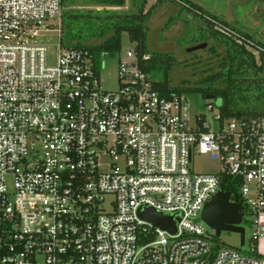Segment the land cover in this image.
<instances>
[{
  "label": "built area",
  "instance_id": "built-area-1",
  "mask_svg": "<svg viewBox=\"0 0 264 264\" xmlns=\"http://www.w3.org/2000/svg\"><path fill=\"white\" fill-rule=\"evenodd\" d=\"M63 10L0 0V264H264V115H193L190 96L155 89L138 42L124 58L65 46ZM118 55V89H104ZM195 155L221 171H196ZM226 174L253 216L249 253L197 221ZM144 205L180 212L177 233Z\"/></svg>",
  "mask_w": 264,
  "mask_h": 264
},
{
  "label": "trees",
  "instance_id": "trees-1",
  "mask_svg": "<svg viewBox=\"0 0 264 264\" xmlns=\"http://www.w3.org/2000/svg\"><path fill=\"white\" fill-rule=\"evenodd\" d=\"M69 1L71 0H63V4L68 6ZM89 1L106 7H122L126 4V0ZM182 3L185 7L189 3L201 10L189 1L185 3L182 0ZM154 6L147 12L142 5L138 13L122 14L112 11L110 15H105L106 20L103 24L98 21L101 15H93L92 12L75 14L72 9H68L65 11L63 20L65 23L62 26V43L68 47L90 50L98 59L103 54L120 52L123 46V34L128 33L131 41L139 43L141 65L155 80L153 85L162 95L168 98L174 95H202L221 99V109L228 118H250L264 115L263 46L257 45L261 49L260 56L257 57L255 52L248 48L250 42L254 43L251 36H243L231 30L218 28L215 21L206 19L205 27H202L201 32L195 35V43L196 45L203 44L201 42L211 38V43L204 42L207 43L204 50L214 58L209 68L206 69L211 73L197 80L194 86H190L188 80H183L176 86L172 85L170 71L174 65V57L169 54L152 53L148 49L146 23ZM107 11L109 12L108 9L103 11L104 14H107ZM82 19L85 23L80 25ZM109 33L111 34L100 43L90 44L88 42L90 38L104 37ZM146 53L150 55L149 58L142 60V56ZM239 185L238 178L227 174L222 177L221 189L232 193V201L241 205L245 215L248 207L241 199ZM254 246L257 249L256 243Z\"/></svg>",
  "mask_w": 264,
  "mask_h": 264
},
{
  "label": "rangeland",
  "instance_id": "rangeland-1",
  "mask_svg": "<svg viewBox=\"0 0 264 264\" xmlns=\"http://www.w3.org/2000/svg\"><path fill=\"white\" fill-rule=\"evenodd\" d=\"M187 1L200 7L201 10L194 8ZM184 2L187 3L188 7L184 6L182 0H126V4L122 7H106L94 4L89 0H71L67 2L68 6L63 4L62 26L65 23H63L65 11L68 9H72L75 14L77 12H92L93 15H101L98 21L103 24L106 20L105 15H110V13H113L112 11L122 14L138 13L142 5L145 12H147L155 5L146 23L148 28V49L152 53L169 54L174 57V65L170 71V81L175 86L181 84L183 80H188L189 85L194 86L197 80L211 73V71L208 72L206 70L209 68L210 62L214 61L210 53L204 49L188 52L190 47L196 45L195 35L201 32L202 27H205L206 19L215 21L218 28L231 30L243 36H251L255 45L253 43L248 48L254 51L257 57L260 56L261 49L257 45L264 47V0H184ZM106 9L109 12L107 11V14H104L103 11ZM84 23V19H82L79 24L82 25ZM110 34L104 37L96 36L90 38L88 42L90 44L100 43ZM210 35H212V32H210ZM41 40H47V38ZM52 41L58 42L59 37ZM204 42L211 43V38ZM130 47H132V42L129 34L124 33L122 58L126 57ZM56 50L57 48L54 47L53 51L56 52ZM119 63L120 55L106 57V69L102 72V86L104 89H118L119 85L116 78ZM194 72L196 73L193 74ZM190 98L193 115L202 113L211 119L222 106L221 99H216L214 103L215 109L209 111L206 107L208 100L203 99L202 95H191ZM194 164L198 172L218 174L222 169L219 160L205 155H195ZM244 216L243 226L245 227L246 235V245L244 247H241V234L236 232H223L217 239L223 246H231L243 253H249L254 233L253 216L249 211H246ZM197 221L206 230H211L200 216Z\"/></svg>",
  "mask_w": 264,
  "mask_h": 264
},
{
  "label": "water",
  "instance_id": "water-1",
  "mask_svg": "<svg viewBox=\"0 0 264 264\" xmlns=\"http://www.w3.org/2000/svg\"><path fill=\"white\" fill-rule=\"evenodd\" d=\"M207 47V43L192 46L188 52H193ZM203 99H213L212 96H203ZM139 216L148 223L166 230L171 234L177 233V225L182 219L180 212L165 214L149 205L141 206L138 210ZM202 221L211 229L216 231L217 236L223 232H236L241 234V247L246 245L244 224V213L239 203L232 201L230 191H219L209 201L202 213Z\"/></svg>",
  "mask_w": 264,
  "mask_h": 264
},
{
  "label": "crops",
  "instance_id": "crops-1",
  "mask_svg": "<svg viewBox=\"0 0 264 264\" xmlns=\"http://www.w3.org/2000/svg\"><path fill=\"white\" fill-rule=\"evenodd\" d=\"M262 223L264 225V218L262 219ZM258 253L260 255H264V237L258 242Z\"/></svg>",
  "mask_w": 264,
  "mask_h": 264
},
{
  "label": "bare ground",
  "instance_id": "bare-ground-1",
  "mask_svg": "<svg viewBox=\"0 0 264 264\" xmlns=\"http://www.w3.org/2000/svg\"><path fill=\"white\" fill-rule=\"evenodd\" d=\"M41 39H43V38H41Z\"/></svg>",
  "mask_w": 264,
  "mask_h": 264
}]
</instances>
